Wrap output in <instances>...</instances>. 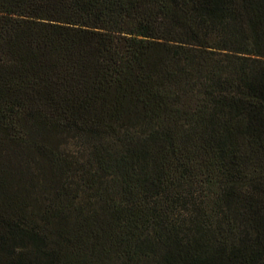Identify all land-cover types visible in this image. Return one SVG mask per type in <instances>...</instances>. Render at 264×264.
Returning <instances> with one entry per match:
<instances>
[{"label":"trees","instance_id":"trees-1","mask_svg":"<svg viewBox=\"0 0 264 264\" xmlns=\"http://www.w3.org/2000/svg\"><path fill=\"white\" fill-rule=\"evenodd\" d=\"M0 264H264V0H0Z\"/></svg>","mask_w":264,"mask_h":264},{"label":"rangeland","instance_id":"rangeland-1","mask_svg":"<svg viewBox=\"0 0 264 264\" xmlns=\"http://www.w3.org/2000/svg\"><path fill=\"white\" fill-rule=\"evenodd\" d=\"M67 151L77 157L86 156L87 149L80 140H75L69 143L66 147Z\"/></svg>","mask_w":264,"mask_h":264}]
</instances>
